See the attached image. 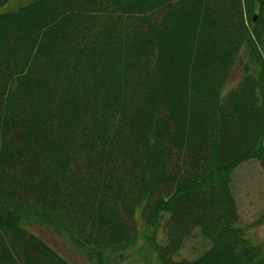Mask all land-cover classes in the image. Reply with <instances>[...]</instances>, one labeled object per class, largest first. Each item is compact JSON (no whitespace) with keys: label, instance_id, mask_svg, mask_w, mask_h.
I'll use <instances>...</instances> for the list:
<instances>
[{"label":"trees","instance_id":"obj_1","mask_svg":"<svg viewBox=\"0 0 264 264\" xmlns=\"http://www.w3.org/2000/svg\"><path fill=\"white\" fill-rule=\"evenodd\" d=\"M252 160L264 168V0H35L0 15V264H72L28 225L91 264L141 227L160 264H264L232 189ZM194 230L209 250L174 260Z\"/></svg>","mask_w":264,"mask_h":264},{"label":"rangeland","instance_id":"obj_2","mask_svg":"<svg viewBox=\"0 0 264 264\" xmlns=\"http://www.w3.org/2000/svg\"><path fill=\"white\" fill-rule=\"evenodd\" d=\"M35 0H10L0 8V15L16 12L28 6ZM239 68L234 72L228 82L227 88L233 87L238 81ZM232 189L235 195L241 225L248 231L249 237L264 250V168L257 160L246 162L239 166L233 173ZM137 215V219H139ZM139 223V221H138ZM27 228L41 236L51 247L67 258L72 264H91L87 257L78 249L70 246L62 237L38 225H28ZM141 227V238L128 252L109 255L106 264H160L144 238L146 232ZM157 244L165 245L166 236L163 223L157 235ZM210 242L202 236L199 230H194L185 241L181 251L175 255L174 260H196L210 248Z\"/></svg>","mask_w":264,"mask_h":264}]
</instances>
